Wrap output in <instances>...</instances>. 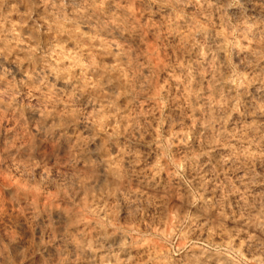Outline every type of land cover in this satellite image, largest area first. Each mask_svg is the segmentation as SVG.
I'll return each instance as SVG.
<instances>
[{
	"label": "clouds",
	"instance_id": "obj_1",
	"mask_svg": "<svg viewBox=\"0 0 264 264\" xmlns=\"http://www.w3.org/2000/svg\"><path fill=\"white\" fill-rule=\"evenodd\" d=\"M0 264H264V0H0Z\"/></svg>",
	"mask_w": 264,
	"mask_h": 264
}]
</instances>
